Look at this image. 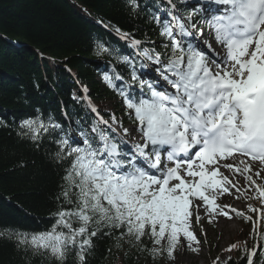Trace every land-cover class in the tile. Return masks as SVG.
I'll return each mask as SVG.
<instances>
[{"label":"snow or ice","instance_id":"obj_1","mask_svg":"<svg viewBox=\"0 0 264 264\" xmlns=\"http://www.w3.org/2000/svg\"><path fill=\"white\" fill-rule=\"evenodd\" d=\"M207 2L216 7L197 8L181 17L176 14L177 5L168 0L171 20L161 22L155 17L160 36L169 41L162 47L170 52L153 47L139 55L152 62L164 85L137 76L127 56L121 61L133 69L131 83L118 86L115 81L124 77L115 69L113 76H104L123 99L135 128H123L115 116L113 123L129 138L139 133V139L124 150L121 146L127 141L123 137L99 126L111 127L103 117L92 126L95 135L82 131L81 139L71 142L61 136L55 141L54 159L67 167L55 197L56 210L51 213L55 222L44 232L5 230L0 237L14 239L18 249L46 256L55 264H66L70 254L75 264H88L93 238L112 236L119 230L118 248L123 240L130 247L139 245V251L153 260L174 259L176 249L185 244L199 251L193 247L200 244L194 226L200 225L204 233L203 209L210 222L217 214L231 219V213L251 222V248L245 241L230 245L227 251L239 249L246 264H264V183L254 179L264 180V0ZM128 4L133 11L138 7L137 0ZM194 14H201L199 21L193 20ZM198 23L207 26L222 52L217 53L208 41L205 51L186 39H203V28L194 31ZM115 31L130 39V47H140L142 42L130 33L118 27ZM103 53L111 54L98 44L97 55ZM89 107L99 115L94 106ZM19 127L17 135L34 143L43 133L62 131L51 116L47 123L39 116L24 119ZM256 162L260 169L255 168ZM222 168L242 176L246 191L241 192ZM233 189L240 193L236 199H256L260 206L248 204L244 212L216 202L224 194H233ZM213 264H219V257Z\"/></svg>","mask_w":264,"mask_h":264},{"label":"trees","instance_id":"obj_2","mask_svg":"<svg viewBox=\"0 0 264 264\" xmlns=\"http://www.w3.org/2000/svg\"><path fill=\"white\" fill-rule=\"evenodd\" d=\"M173 3L179 16L193 13L187 0ZM137 4L133 11L128 0H0V231L39 233L51 228L55 222L51 216L57 206L55 197L67 167V163L54 159L58 150L55 141L61 136H67L70 142L80 140L82 131L95 135L92 126L96 121L84 95L97 107L105 101L121 100L104 76H113L115 69L124 77L115 81L118 86L125 81L131 83L133 69L121 61L122 57L133 62L140 77L144 68L140 67L143 63L135 56L136 51L155 47L158 52H170L162 47L169 41L160 36L155 19L169 20L168 6L162 0H137ZM193 20L199 21L200 16L194 14ZM117 27L140 40V47H130V39L114 38L112 33L121 36L115 31ZM9 40L21 47L13 46ZM98 44L111 54L97 55ZM133 87L138 91L137 85ZM113 107L118 108V103ZM123 111L122 115H114L116 120L135 126ZM37 116L45 123L51 116L62 131L43 133L35 143L17 135L22 120ZM121 147L126 150L124 145ZM116 236L119 230L112 236L93 238L88 264H171L169 258L153 260L139 251V245L130 247L123 240L118 248ZM238 250L229 264H246ZM0 264L55 262L33 255L30 250L26 252L23 247L18 249L14 239L5 236L0 237ZM66 264H75L74 254L69 255Z\"/></svg>","mask_w":264,"mask_h":264},{"label":"rangeland","instance_id":"obj_3","mask_svg":"<svg viewBox=\"0 0 264 264\" xmlns=\"http://www.w3.org/2000/svg\"><path fill=\"white\" fill-rule=\"evenodd\" d=\"M187 1L190 5L189 7L190 12H193L194 9L197 8H207L209 6H214L213 4L210 5L207 2V0H187ZM196 15L201 16V14H196ZM200 28H203V39L198 40L195 37L192 38L189 37L192 40H194L195 43L191 39L189 40H191L194 44L198 43L202 48L205 49V51H207L205 41H208L209 43L212 44V46L214 45L215 48H218L219 45L209 34V30L207 26L202 25ZM198 30H194V31H198ZM215 51L217 53L222 52L219 51L218 49L217 50L215 49ZM141 76L142 77L154 76L156 80L159 79L160 85H164V81L160 80L158 74L155 72V66L153 64L152 66L146 68L145 72L141 73ZM115 102L118 103L119 105L118 108L113 107V104ZM91 103H93L92 106H94L99 113L98 115L97 112H93L90 108L94 117L98 116V118L94 120L98 121L100 117H103L104 120H107L109 125H111V127H108V125L103 124L105 126L103 128H105L106 130H108L109 132L115 135L123 137V139L127 141V144H125L124 147L126 150H129L133 141L139 139V133L133 132L132 137L129 138L128 136L124 135L122 127L117 123H113L111 119V117L114 115L118 116L120 112L121 115L123 114L124 112L123 110H125L123 99L105 101L98 107L96 106V103L94 101H91ZM104 113L109 118L105 117ZM122 124H123V128H130V129L135 128V126H132L129 123L123 122ZM113 129H115V132L112 131ZM228 162L231 163L232 161H228ZM261 167L262 166L259 163L257 162L255 163L256 169H260ZM221 171L224 173V175L229 176L230 179H233L234 183H237V187L240 188L241 192L246 191L248 185L242 176L239 175L234 176L232 172L223 168L221 169ZM254 179H257L258 184L264 183V180H261L260 178L254 177ZM237 181L240 182L238 183ZM232 192L233 194H224L223 196L219 197L216 202L220 205H231L233 208H236L244 212H247L248 204H252L257 207L260 206L259 200L256 199L247 200L246 197L244 196H241L240 199H236V196H239L240 193L236 192L235 189H233ZM225 211H228V209H225ZM250 214L253 215V217L255 218L254 213H250ZM200 215H201V224L203 226L204 233L201 232L200 225L194 226V231L200 240V244L193 245V247H198L199 251L198 252L191 251L186 246V244L181 247H178L174 253L175 258L170 259L171 264H213V261H215L217 257H219V264H223V261L227 260L229 257L231 258L233 257L234 254L233 252H235L236 250L233 249L232 251H227L230 245L246 241L247 246L249 248L250 245L252 246L253 243L250 242V238H249V233L250 231H252L251 222H245L243 218L235 216L234 213H231L232 216L231 219L223 215L217 214L215 216V219H211V222H210V217L204 213L203 209L200 210ZM238 254L241 255L240 250H238Z\"/></svg>","mask_w":264,"mask_h":264},{"label":"bare ground","instance_id":"obj_4","mask_svg":"<svg viewBox=\"0 0 264 264\" xmlns=\"http://www.w3.org/2000/svg\"><path fill=\"white\" fill-rule=\"evenodd\" d=\"M214 5V4H213ZM209 7H216V5H214V6H209ZM194 12V11H193ZM9 43L10 44H12L13 46H15V47H17V48H20L21 47V44H19V43H17V42H14V41H12V40H9ZM23 48V47H22ZM214 49H216L215 47H213ZM143 73V72H142ZM76 84V86L79 88V90L81 91L82 90V88L78 85V83H75ZM84 100L86 101V103H87V105H88V109H89V112H90V114L92 113V111L90 110V107H89V105L91 104V105H93V103H91V100L88 98V97H86V95H84ZM239 162V158L237 159V161H236V163H238ZM228 173V172H227ZM240 181H238V183H239Z\"/></svg>","mask_w":264,"mask_h":264}]
</instances>
